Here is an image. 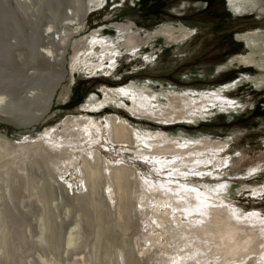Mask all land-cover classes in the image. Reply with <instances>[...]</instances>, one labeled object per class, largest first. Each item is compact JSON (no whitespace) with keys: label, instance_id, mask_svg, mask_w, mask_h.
Masks as SVG:
<instances>
[{"label":"bare ground","instance_id":"bare-ground-1","mask_svg":"<svg viewBox=\"0 0 264 264\" xmlns=\"http://www.w3.org/2000/svg\"><path fill=\"white\" fill-rule=\"evenodd\" d=\"M14 1L17 7L21 8L34 4V0ZM105 1L107 0L46 1L45 13L42 12V17H39L41 24L46 23V26L43 25L45 28L40 30L45 38L49 40L54 38L59 42L49 41L43 46L44 42L41 40L43 47H40L37 56L42 59L41 64L46 70L55 73L53 77L55 80L50 91L42 96L41 106L36 100L33 102L36 101L38 107L35 104L33 108L29 103L31 112L33 111L29 123L24 117L26 114L24 113V116L21 114L29 125L45 120L56 105V101L61 100V94L58 96V92L67 79L68 82L71 80L67 71L68 63L75 64L82 58H97L95 62L90 61L91 72L112 74L111 71L117 68L119 58L124 52L137 56L142 47L157 35L163 36L168 43L175 45H180L179 42L185 39L193 38V29L186 26L165 27L155 34L143 36L142 29L133 24L122 23L116 25L122 39L118 43L109 42L105 38H100V35L80 37L77 40L75 38L77 30L80 27H87L92 12L101 8ZM39 2L42 0H38L37 3ZM261 2L262 0H230L234 12L243 13L250 7L260 8V13H257L263 16ZM55 8L57 14L54 19H50L51 21L45 19V14ZM34 18L37 19L35 15L33 20ZM8 24L10 25L9 22ZM24 25L26 24L22 25L23 29ZM26 31L28 28L20 30L23 33ZM10 32L8 31L9 34ZM26 35L28 34H25V37ZM250 37L253 40H249ZM35 38L37 39V36ZM244 38L254 46L251 55L242 58L241 62L264 70V55L257 57L255 49L260 47L261 41H264V33L251 32L244 35ZM70 52L72 56L69 60ZM13 55L15 59L17 54ZM146 62L153 63L152 57L146 56ZM36 69L40 70L39 67ZM135 85L119 90L118 99L109 96L101 104L105 108L111 104L109 103L111 100H114L115 105L119 104V108L129 111L132 117L126 116L119 110H112L115 111L114 114L104 123L97 122L98 120L94 118H92L94 123H89L90 114L68 116L63 124L50 128V131L38 137V141L26 143L16 144L0 134V157H10L8 160L4 159L0 165V168L5 167L2 173L6 176L2 175L5 181L4 183L1 181L0 185V256L3 253L10 254L11 245L17 235H14L15 230L26 226V221L17 214L19 207L16 201L23 198V200L27 199V202L23 203L22 207L26 208V212L31 216H36L39 226L50 235L47 238L51 241L52 244L50 242L48 244L50 243L52 247L50 244L48 246L53 250L48 256L40 253L39 258L43 264L64 262L87 264L91 261L90 247L94 238L96 242L93 246L98 252L104 249V253L102 252L104 255L108 253L117 255L115 262L111 263L109 259V264H264V217H262L264 213L252 211L243 216L242 209L240 210L236 203L232 204L223 200L224 198L222 202H217L216 199H220L218 197H221L222 193H228L230 184L226 180L212 181L206 178L208 175L213 177L217 174L216 171L206 169L214 165L215 159L221 158L223 165L226 166L231 163V158L223 159L226 151L230 149V143L199 138L184 139L185 142L181 143L180 140H173L175 135L169 136L164 132L166 127L176 126L179 123H198L200 119H205L208 115L207 111L214 107H218L219 110L237 111L240 107L238 101L232 100L225 90H221L210 95L202 93L197 96L192 93L179 95L172 91L163 98L166 102H161L162 94L154 92L153 87L146 86L144 87L146 89H142ZM258 85L264 86V81L258 82ZM38 87L39 89L35 91L40 92V86ZM26 92L30 93V90ZM8 99L5 94H0V121L14 120L16 114L20 115L18 112L13 113L15 105H12L13 111L7 109ZM128 99L132 103L130 107L125 106L127 105L125 100ZM94 102L95 100L92 99L89 107L86 108L93 109ZM30 108L28 106L27 109ZM11 114L14 116L12 117ZM29 116L28 114L27 117ZM16 117L18 118L17 115ZM94 117L97 115L95 114ZM135 119L151 121L158 130L142 133L133 125ZM18 120L20 121V118ZM21 120L20 123H26L23 118ZM139 144L142 147L141 151L134 153L137 158H141L145 167L152 169L148 175L138 171L133 164L132 155L129 158L132 160L130 162L126 160L125 154L122 160H120L121 155L114 157V151L117 153V150H131L130 147ZM108 155L111 160L107 158ZM260 161L262 163L263 159ZM122 235L127 237L118 239V236ZM126 238L130 241L134 239L136 252L124 247L122 241ZM38 240L41 248L46 243V237L42 234ZM116 243L118 245H113ZM104 261L102 263L106 264Z\"/></svg>","mask_w":264,"mask_h":264},{"label":"rangeland","instance_id":"rangeland-1","mask_svg":"<svg viewBox=\"0 0 264 264\" xmlns=\"http://www.w3.org/2000/svg\"><path fill=\"white\" fill-rule=\"evenodd\" d=\"M7 1L13 2L8 3ZM36 1L38 2V0H34L32 6L27 5L21 8L17 7L14 0H0V16H6L0 18V25H2L0 26V94H5L7 99L8 97L10 98L6 105L7 109L13 111L14 106L12 105H15L13 113L16 114L18 112L20 114H16L18 118L15 115L14 120L0 121V134L11 139V141L16 144L26 143L35 140L38 141V137L50 131V128H55L63 124L68 116L90 114L91 119L88 120L89 123H94L92 118L97 119V122L101 121L104 123L106 119L110 118L109 116L114 114L115 111L112 112V110H119L126 116L132 117L129 111L124 108H119V104L115 105L113 103L114 100H111L109 102L111 104L105 108L104 106L102 107L101 104H103V100L109 96L118 99L117 94L119 90L121 91L126 86L133 84H136L135 86L142 89H146L144 88L146 86L153 87L154 92L156 91L158 94H162L160 99L161 102H166L163 98L172 91L179 93V95L192 93V95L197 96L202 93L210 95L214 92L217 93L221 90H225L232 100L238 101L240 107L237 111L219 110L218 107H214L209 109V111H207V117L205 119H200L198 123H179L176 126L166 127V131L164 132L169 134V136L175 135L173 136L175 137L173 140H180L181 143L185 142L184 139L192 140L198 138L215 142L223 141L227 144L230 143V149L226 151L223 159L231 158V163L228 166L223 165L220 158L214 160V165H210V167L206 168L208 171H216L217 173L213 177L208 175V177H206L207 180H226V182L230 184L228 185V193H222L221 197H218L220 199L216 200L217 202H222V198H224L223 200H227L232 204L236 203L235 205H237L240 210L242 209L241 214H244L243 216L252 213V211H260L261 214L264 213V86L258 85V82L264 81V70L241 62L242 58L251 55L252 46H254V44L252 46L249 44L244 38V35L251 32L264 33V15H259L260 8L254 9L250 7L248 8L249 10L243 13H237L232 9L230 0L105 1L101 8L95 9L92 12L87 27H80L77 30L75 35L77 40L80 37H96V35H100V38H105L109 42L118 43V41H122V39L117 31L116 25L122 23L133 24L142 29L144 31L143 33L141 32L143 36H146V34H155L158 30L160 31L165 27L179 28L186 26L187 28L193 29V38L185 39L179 42L180 45H175L168 43L167 39L163 36L160 37L157 35L142 47L140 54L137 56L124 52L119 58L117 68L111 71L113 72L112 74L110 72H98V74L91 72L90 61L93 60V62H95V60H98L97 58H82L75 64L68 63L67 71L69 72V78L71 80L69 83L67 79V82L58 92V96L61 94V100L56 101V105L45 120L38 124L29 125V120H31L29 118L33 112H31L30 104L33 108L37 103L40 105L41 98L50 91L55 80L53 78L55 73L51 72V70H46L45 66L41 64L42 59L37 56L39 49L44 45L46 46L49 41H54L55 43L59 42L57 39L51 38L49 40L43 36L41 30L45 28L44 26H46V23L41 24L40 18L42 17V12L45 13V3L47 0H42V2L39 3ZM261 3L264 10V0H262ZM38 4L39 6H37ZM37 7L40 8L37 9ZM2 10H4V12ZM30 10L32 11L30 12ZM34 10L36 11L34 12ZM56 11V8L52 11H46V17L44 16L45 19L48 21L53 20L57 14ZM7 15L11 17L9 18ZM34 15L37 19L34 18L33 20ZM23 24L27 25H24L25 27L23 26L24 29L22 28ZM40 24L42 25L41 28L39 27ZM13 26H15L14 29H12ZM8 27H11L9 28L10 30ZM30 27L32 29H30ZM27 28L28 31H26V33L20 32V30H27ZM6 29L8 30L6 31ZM8 31H11V34H9ZM25 34L29 36L26 35L25 37ZM36 36L37 39L35 38ZM9 37L12 38L10 39ZM27 37L29 39H27ZM38 37L40 39H38ZM34 39L39 42L35 40L34 43ZM41 40L44 42L42 43L43 46L40 42ZM249 40H253V38L250 37ZM14 42L18 43L16 44ZM259 44L260 47L255 48L257 50V57L264 55V41H261ZM26 47L31 49L29 50ZM32 47L34 48L32 49ZM70 53L71 55L68 57L69 60L72 56V52ZM13 54L21 55H16L14 59ZM98 55H100V53ZM146 56H151L153 63H147ZM16 57L19 60L16 59ZM14 64H16L15 66L17 68L13 66ZM36 65H38L40 70L36 69L38 68ZM32 66L34 69L31 68ZM29 68H31V70ZM42 68L45 69L43 72L41 71L43 70ZM41 72L45 73L42 75ZM32 74L35 75L32 76ZM26 76H30V78ZM25 81L29 82L27 83ZM37 85L40 86V92L35 91L39 89ZM10 86L12 88H10ZM64 88L65 91H63ZM31 89L33 92L35 91V93L31 94ZM29 90L30 93L26 92ZM10 91L14 92L10 93ZM92 99L95 100L93 104L95 107L93 109H87L86 107H89V103ZM34 100L38 102H33ZM125 101L127 102V105H125L126 107L132 105L130 99ZM21 102L30 104L28 105ZM39 105H37V107ZM28 106L30 110L27 109ZM25 109L26 111H24ZM104 109L107 110H105L106 113L103 112ZM24 113L26 116H24ZM14 114H11L12 117ZM21 114L28 120V123L24 120V117H21ZM28 114L30 115L29 117H27ZM95 114L97 117H94ZM19 118L20 121H22L21 118H23V121H26V123H20L18 120ZM21 124L23 126L26 124L28 125L22 127ZM133 125L137 130L142 131V133L158 130L154 127L155 124L153 122L147 120L135 119ZM141 148L139 144L130 147L131 150H117V153L114 151V157L117 158L118 155H121L120 160H122L125 154L127 157L126 160L130 162L132 160L129 158L130 155H132V159H134L133 164H135L138 171L140 173L142 172L144 175H148V172L152 169L150 168L149 170L145 167L143 162H141L142 160H140L141 158H137L134 153L140 152ZM8 157L4 158L1 156L0 165L3 163L4 159H10V157ZM107 158L111 160L109 155ZM261 159H263L262 163L260 161ZM253 165L254 167H252ZM4 170L5 167L0 168V178L3 177L2 175L4 174L2 171ZM4 177L6 176L4 175ZM4 177L2 180L0 179V185L5 181ZM26 202L27 199L23 200V198L16 201L19 207L17 214L26 221V226L15 230V234L13 233L14 231L12 232L14 235L17 234L15 236L16 239L14 238L15 242L11 245V252L7 254L8 257L4 253V256H2L3 254L0 256V264H43L42 260L39 258L40 253L42 252L48 256V254L52 252L51 250H53V248H49L50 246L52 247V243L48 241L47 237H50L48 231L43 230V228L39 226L36 221V216H31L30 213L26 212V208L22 207V204ZM60 211L62 212V210ZM262 217H264V214ZM42 234L46 237V243L40 248V243L37 241H40L38 239L42 237ZM120 237L124 239V237L127 236H118V239H120ZM48 242L51 243H49L50 246H48ZM94 242H96L95 238L90 247L92 254L91 261L87 264H103V260H105L104 262H106V264H109L110 261L111 263L112 261L115 262L117 255L114 256V253L108 252H106L108 254L104 255V249L98 252L96 248L94 249ZM122 243H124V247H128L127 249L130 251L136 252V243H134V239L130 241V239L126 238ZM122 243H120L121 247ZM113 245H118V243ZM84 252H86V250H84ZM112 255L114 256L113 259ZM105 258L108 261H106ZM109 259L111 260L109 261ZM60 263L62 262L60 261ZM66 263L68 262L62 264Z\"/></svg>","mask_w":264,"mask_h":264}]
</instances>
